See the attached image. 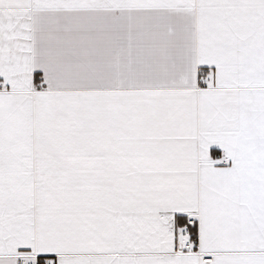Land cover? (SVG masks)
Segmentation results:
<instances>
[{
  "label": "snow or ice",
  "instance_id": "obj_1",
  "mask_svg": "<svg viewBox=\"0 0 264 264\" xmlns=\"http://www.w3.org/2000/svg\"><path fill=\"white\" fill-rule=\"evenodd\" d=\"M0 264H264V0H0Z\"/></svg>",
  "mask_w": 264,
  "mask_h": 264
}]
</instances>
